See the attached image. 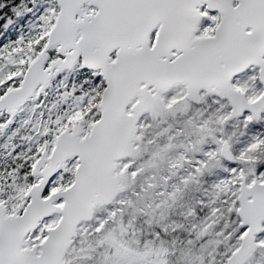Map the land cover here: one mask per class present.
<instances>
[{
  "label": "snow or ice",
  "instance_id": "1",
  "mask_svg": "<svg viewBox=\"0 0 264 264\" xmlns=\"http://www.w3.org/2000/svg\"><path fill=\"white\" fill-rule=\"evenodd\" d=\"M0 21V264H264V0Z\"/></svg>",
  "mask_w": 264,
  "mask_h": 264
}]
</instances>
